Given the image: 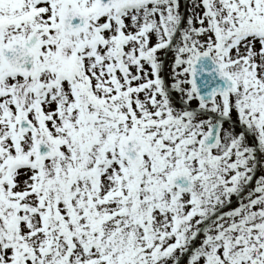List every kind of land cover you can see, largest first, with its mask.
<instances>
[{
	"label": "snow or ice",
	"instance_id": "snow-or-ice-1",
	"mask_svg": "<svg viewBox=\"0 0 264 264\" xmlns=\"http://www.w3.org/2000/svg\"><path fill=\"white\" fill-rule=\"evenodd\" d=\"M0 264H264V0H0Z\"/></svg>",
	"mask_w": 264,
	"mask_h": 264
}]
</instances>
